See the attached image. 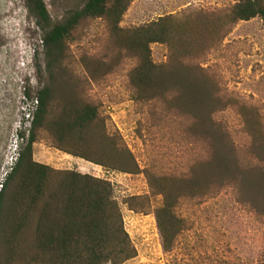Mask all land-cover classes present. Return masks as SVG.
Wrapping results in <instances>:
<instances>
[{
    "label": "trees",
    "instance_id": "16d2710c",
    "mask_svg": "<svg viewBox=\"0 0 264 264\" xmlns=\"http://www.w3.org/2000/svg\"><path fill=\"white\" fill-rule=\"evenodd\" d=\"M133 1L83 0L51 23L44 0H27L42 29L48 79L35 94L30 127L19 133L25 142L1 184L0 264H124L137 255L111 181L35 161L33 144L41 141L106 170L144 173L148 193L127 196L123 203L135 213L154 214L165 253L186 228L178 211L185 203L231 188L238 202L264 212L262 105L228 92L217 68L200 63L238 22L256 17L264 22V0L124 27ZM95 20L101 21L103 33L95 42L102 47L80 55L84 64L78 73L68 42ZM153 43L167 46L166 61H153ZM116 76L132 100L148 107L150 126L169 129L195 150L185 169L139 167L92 93ZM226 111L235 114L242 143L220 117Z\"/></svg>",
    "mask_w": 264,
    "mask_h": 264
},
{
    "label": "rangeland",
    "instance_id": "374dc122",
    "mask_svg": "<svg viewBox=\"0 0 264 264\" xmlns=\"http://www.w3.org/2000/svg\"><path fill=\"white\" fill-rule=\"evenodd\" d=\"M238 0H134L123 16L124 27L141 25L167 14L180 18L229 7ZM83 0H44L51 23L65 19ZM100 20L81 27L68 48L83 69L80 55L99 51L96 39L102 34ZM42 29L30 13L27 0H0V189L16 160L23 141L19 133L30 127L36 92L47 81L42 46ZM151 57L161 63L168 58L164 44L151 45ZM202 67L213 66L221 74L224 88L231 93L262 105L264 110V22L259 18L238 22L217 50L208 54ZM122 77L106 80V87L92 88L101 101L102 114L108 118L141 169L151 164L162 169H185L195 150L169 129L150 126L147 106L132 100ZM33 101V102H32ZM227 121L234 139H244L235 114L220 115ZM35 161L54 169H74L106 178L114 186L121 204L125 229L137 255L124 264H264V212L257 213L236 199L231 188L202 202L183 204L179 213L186 219L171 253H165L153 213L129 210L123 199L149 191L144 173L129 174L106 170L76 158L46 142L33 144ZM109 264V263H106Z\"/></svg>",
    "mask_w": 264,
    "mask_h": 264
}]
</instances>
